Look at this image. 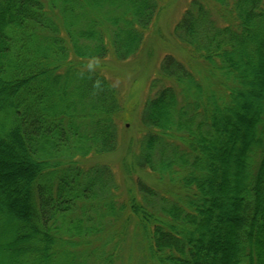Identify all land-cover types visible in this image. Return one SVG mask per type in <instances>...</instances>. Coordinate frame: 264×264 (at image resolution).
<instances>
[{
    "label": "trees",
    "instance_id": "obj_1",
    "mask_svg": "<svg viewBox=\"0 0 264 264\" xmlns=\"http://www.w3.org/2000/svg\"><path fill=\"white\" fill-rule=\"evenodd\" d=\"M160 9L0 0V264H264V0H189L173 25L188 58L160 59L138 112L154 184L82 163L121 140L98 63L139 55Z\"/></svg>",
    "mask_w": 264,
    "mask_h": 264
},
{
    "label": "rangeland",
    "instance_id": "obj_2",
    "mask_svg": "<svg viewBox=\"0 0 264 264\" xmlns=\"http://www.w3.org/2000/svg\"><path fill=\"white\" fill-rule=\"evenodd\" d=\"M188 1L159 0L160 12L145 38L141 53L124 62L109 58L98 63L122 98L124 112L120 117L121 140L116 152L94 156L82 160V163L110 166L122 189L129 185L128 179L135 177H139L151 185L155 182L153 176L136 169L133 165L137 139L139 133L142 132V128L139 126L138 112L147 95L148 81L154 75L160 59L165 54H172L181 60L188 58L187 52L177 44L172 34L173 25ZM123 166L130 170L133 169L132 173L128 172L130 170L125 171Z\"/></svg>",
    "mask_w": 264,
    "mask_h": 264
}]
</instances>
